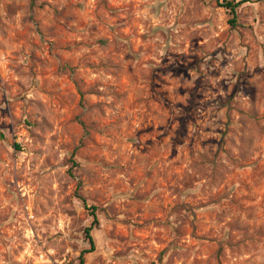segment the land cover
I'll list each match as a JSON object with an SVG mask.
<instances>
[{"label": "rangeland", "instance_id": "rangeland-1", "mask_svg": "<svg viewBox=\"0 0 264 264\" xmlns=\"http://www.w3.org/2000/svg\"><path fill=\"white\" fill-rule=\"evenodd\" d=\"M223 1L0 0V264H264V0Z\"/></svg>", "mask_w": 264, "mask_h": 264}, {"label": "trees", "instance_id": "trees-1", "mask_svg": "<svg viewBox=\"0 0 264 264\" xmlns=\"http://www.w3.org/2000/svg\"><path fill=\"white\" fill-rule=\"evenodd\" d=\"M239 3H240L239 1L235 2L231 0H225L221 4L222 6L229 9L231 13V18L229 19V22L231 23V25H234L236 22V7L239 5ZM91 215L93 216L92 225H94L98 221L96 213H95V206H91ZM91 228H92L91 225L85 228V236L88 239L89 247L81 251L79 255V264L84 263V253L94 250L95 244H94V240L91 234Z\"/></svg>", "mask_w": 264, "mask_h": 264}]
</instances>
